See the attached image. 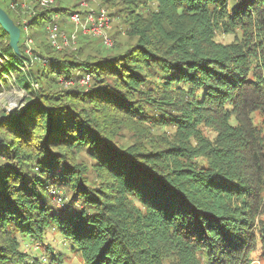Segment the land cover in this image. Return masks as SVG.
<instances>
[{
    "label": "trees",
    "instance_id": "obj_1",
    "mask_svg": "<svg viewBox=\"0 0 264 264\" xmlns=\"http://www.w3.org/2000/svg\"><path fill=\"white\" fill-rule=\"evenodd\" d=\"M10 1L7 8L0 1L8 15L28 3ZM104 2L134 7L127 8L138 16L132 30L143 43L94 60L45 56L40 65L34 57L27 65L30 76L73 79L75 86L50 93L33 81L36 88L30 83L23 119L13 126L0 121L5 127L0 130L5 141L0 145V264L21 260L19 238L39 237L51 224L80 245L86 264H160L155 259L160 247L168 249L160 251V261L172 251L183 264H247L258 242L264 264V0ZM150 3L154 10L145 19L140 10ZM35 7L29 25H43L52 11L71 12ZM217 32L233 38L217 41ZM1 35L7 41L1 50L0 92L1 76L16 73L28 61L23 45L19 53L12 51L0 26ZM114 45L113 38L110 48ZM86 72L90 81L85 86L79 79ZM18 74L22 86L30 88L27 75ZM145 92L151 95L145 103L161 115L153 125L174 126L181 136L150 140L148 147L135 142L117 148L112 130L94 116L95 109L102 104L120 108L116 113L127 109L129 117L147 124L154 114L147 117L133 101ZM199 126L214 131L211 145L196 132ZM79 143L89 145L108 188L93 215L71 206L58 214L41 200L37 187L49 188L61 179L70 185L65 148ZM186 143L195 146L186 148ZM198 156L202 164L179 160ZM34 162L39 175L32 170ZM59 165L62 173L56 171ZM85 196L93 198L89 192ZM130 196L145 214L126 202ZM132 215L138 219L126 223Z\"/></svg>",
    "mask_w": 264,
    "mask_h": 264
},
{
    "label": "rangeland",
    "instance_id": "obj_2",
    "mask_svg": "<svg viewBox=\"0 0 264 264\" xmlns=\"http://www.w3.org/2000/svg\"><path fill=\"white\" fill-rule=\"evenodd\" d=\"M0 1L1 4L6 6L7 8V3L10 0ZM80 1L81 0H54V6L66 8L70 11L82 9L96 10L101 7L106 9L110 15V26L105 30V32L107 36L114 38V47L106 49L107 47H104L102 45L101 40L99 38L81 36L78 38L77 43L75 44V49L67 48L62 52H54L47 45L48 42L46 40L45 30L40 22H35L28 27V37L31 38L32 41L27 46L26 44H22L25 41V36L23 30L21 29L19 38L20 41L18 42V46L19 48H21V46L23 45L21 49H23V51L28 55V61L25 60L26 64L22 63L21 65H19V70H17L16 73L13 72L9 76H7L8 74H4L3 76H1V122L7 121L10 123L8 126H13V122L23 119L21 118V116L25 111H23V108L27 102L25 100V97L32 87L30 83L34 86V88H36V83L33 81H38L39 86H43L45 90L50 93H63V87L69 88L70 86H75V81L73 79L71 81L72 83H68L67 85H65L64 81H69V79H62L61 81L58 80L57 83L55 79V81H53V78H49V75L36 78L35 76H38L39 74L31 73L30 76L27 72V70L30 68V65H27L28 62L35 61L34 57L38 58L37 61H39L40 65L43 64V57L45 56H55L58 58H62L65 55H73L76 57L79 56V59L94 60L99 55H116L118 53L124 52L129 48H135V45L137 43H143L139 35L134 33L132 30L133 20L138 19L137 15L133 13L130 14L128 11V9L130 11L133 10L134 7L132 5H123L120 3H114L113 5H110L108 3H105L104 0H84L85 2H87V6L84 7L80 4ZM11 2L12 1H10L9 4ZM150 4L151 7L148 8L147 6L143 5L140 10V13H142L145 19H148L154 10L155 5L153 3ZM28 7L30 6H26V8L20 7L17 11L12 9L13 12H9V15L15 20L17 18L18 22H27L30 19L29 15L31 14V11L28 9ZM34 9L38 10L39 8L35 7ZM67 13L60 14V27L67 33H70L71 26L65 23V17ZM232 38V34H226L223 32H217L215 37L217 41H221L224 43L230 42ZM6 41L7 35H1L0 62H2V59H4L1 54V50ZM12 51L14 52V50ZM73 72L75 73V69L73 70ZM17 73L27 75L28 80L25 77L23 78L26 79L27 82H29L30 88L27 87L26 89V87L24 88L22 86V84L18 80L22 78L20 77L22 75H17ZM149 98H151V95L145 92L144 94L134 96L133 99V101L138 100L137 104L143 107L142 111H144L147 117L154 114L153 119L148 118L147 124H143V122H138L135 117H129L127 115L129 113H126L129 112L127 109L123 110L121 113H116L115 110H118L120 108L111 109L110 107H103L105 106L103 104L102 106L100 105L98 108L95 109L94 116L98 118V120H101L103 122L102 125L105 126L107 130H112V144L115 145L117 148H121L120 146L122 145L127 146L129 144H135V142L144 145L147 144L148 147V142H150V140L160 142L159 138L161 137L173 140L181 136V134L175 132L179 129L174 126L163 124L162 127H156L155 125H153L152 122H159L158 119H161V115L159 114L158 110L149 107V105L145 103V100H148ZM83 106V103H81L80 107ZM254 120L258 122L260 120V117L258 115H255ZM0 125V130H4L5 127L3 123ZM196 132H202L203 138L205 140H208L211 145L214 140V131L209 130L207 127H203L202 130V126H199L196 129ZM6 136L7 138H9L11 135ZM1 139L2 134H0V145L5 142L3 139ZM79 144L80 145L69 144V148H65L66 152L69 154L70 157L67 169L69 171L66 173V180H68V184L70 185H64V180L61 179L54 180V183L50 184L51 186L49 188H45L42 185L37 187V192L39 193L41 200L49 201V203L53 205V209L55 210V212L58 214L61 209H64L67 206H71L77 209L80 213H85V215H93V212H95L96 207L100 205L98 204L100 195L104 194V191H107L108 188L106 181L100 178L98 172L96 171L95 164L97 161L91 155V152L88 148L89 145L86 143ZM185 146L187 148L195 146V144L189 145L188 143H186ZM179 160L181 164H187L190 162L202 164L204 162L199 156L194 158L179 157ZM32 170L36 172L35 174H40L35 162L33 163ZM56 171L58 173H62V166L59 165ZM76 176L78 180H74ZM86 192H89L93 196V198L86 199ZM126 202L135 210L137 209L140 215L145 214V208L141 205V203L135 200L134 197L130 196L126 198ZM136 219H138V217L132 215V217H129L125 221L126 223H130L131 221H135ZM53 225L54 224L46 225V230L44 231V234L39 237L27 236L24 238V240L20 237L18 249L21 253L17 254V256H21V260L16 261L13 264H86L82 251L80 249V245L75 244V241L67 235H63L62 233H60L58 231V228ZM146 237H148L147 234ZM145 240L146 238L145 236H143L141 242L144 243ZM163 244L166 243L163 242ZM146 247H148V245ZM259 247L260 245L258 242L256 248L251 251L247 264H263V260L259 252ZM155 249V253L158 255L155 259H157L160 264H181L182 259H180L179 255L175 254L172 251L167 252L164 255L163 259L160 261L158 259L160 256V251L162 250L165 253L168 249H163L162 247Z\"/></svg>",
    "mask_w": 264,
    "mask_h": 264
},
{
    "label": "built area",
    "instance_id": "obj_3",
    "mask_svg": "<svg viewBox=\"0 0 264 264\" xmlns=\"http://www.w3.org/2000/svg\"><path fill=\"white\" fill-rule=\"evenodd\" d=\"M80 4L84 7L87 6V2L84 0L80 1ZM34 5L41 7L42 9H48L54 6V0H28V3L22 2L21 6L31 11L29 15L30 19L36 12ZM12 7H16L15 4ZM60 13L58 11H52L47 14V18L44 20V30L46 40L50 47L55 51H63L67 48L75 49V44L81 36H89L99 38L104 47L110 48L113 45V40L110 36L106 35L105 30L110 26V15L104 8L94 9H82L68 12L65 17V23L71 26V32L67 33L60 27ZM27 22L19 23V30H23L25 41L22 43L26 46L32 41L28 37V27L30 26ZM17 24V23H16ZM90 81V74L84 73L80 79L79 84L87 85ZM65 85L72 83L71 80L65 81ZM36 85V84H35Z\"/></svg>",
    "mask_w": 264,
    "mask_h": 264
},
{
    "label": "water",
    "instance_id": "obj_4",
    "mask_svg": "<svg viewBox=\"0 0 264 264\" xmlns=\"http://www.w3.org/2000/svg\"><path fill=\"white\" fill-rule=\"evenodd\" d=\"M0 26L9 36V46L11 47V49L14 50L15 53H19V47H18V41L20 38L19 27L9 17L8 13L1 6H0Z\"/></svg>",
    "mask_w": 264,
    "mask_h": 264
}]
</instances>
